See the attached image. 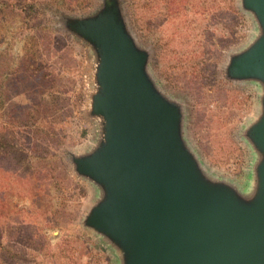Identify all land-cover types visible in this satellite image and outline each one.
I'll return each instance as SVG.
<instances>
[{
	"label": "rangeland",
	"instance_id": "374dc122",
	"mask_svg": "<svg viewBox=\"0 0 264 264\" xmlns=\"http://www.w3.org/2000/svg\"><path fill=\"white\" fill-rule=\"evenodd\" d=\"M110 1L144 53L147 81L176 109L178 138L200 175L251 196L261 155L247 132L262 113L264 85L227 66L260 34L254 14L241 0L232 1L239 11L230 0H178L175 16L166 0H143L142 24L130 0ZM46 17L36 35L19 28L17 14L0 23V136L24 152L0 155V264H123L118 246L85 223L104 191L75 167L103 137V119L91 111L99 53L67 16Z\"/></svg>",
	"mask_w": 264,
	"mask_h": 264
},
{
	"label": "water",
	"instance_id": "95a60500",
	"mask_svg": "<svg viewBox=\"0 0 264 264\" xmlns=\"http://www.w3.org/2000/svg\"><path fill=\"white\" fill-rule=\"evenodd\" d=\"M260 27L227 73L264 85V0H241ZM98 50L91 111L103 119L100 145L76 170L102 186L85 223L118 246L123 264H264V95L247 136L261 157L249 199L204 179L177 133L176 109L142 71L144 53L124 32L110 0L69 23Z\"/></svg>",
	"mask_w": 264,
	"mask_h": 264
},
{
	"label": "trees",
	"instance_id": "16d2710c",
	"mask_svg": "<svg viewBox=\"0 0 264 264\" xmlns=\"http://www.w3.org/2000/svg\"><path fill=\"white\" fill-rule=\"evenodd\" d=\"M130 1L134 5L133 10L135 14H137L141 20L144 14L143 0H130ZM230 1H231L232 9L239 11L238 8L237 9L236 7L234 8L232 4V1H234L236 6V0H230ZM34 2L35 0H0V23L3 20L4 15L17 14L18 19H20L19 28L21 30L34 33L32 35H36L35 34L36 30L39 27H42L49 22L48 18L46 17V15H48V12L53 13L54 11H56V13L57 12L61 13L67 16L66 21L72 22L79 15L80 10L89 7L90 4L93 2V0H39L37 2L38 5H34L35 4ZM177 2L178 0H166L167 5L165 7V11H166L165 13H169L172 16L178 14L179 8L177 6L178 5ZM45 10L48 12H46ZM42 38L45 40V37ZM31 44L32 47L37 46V43L33 39H31ZM45 51H46L45 49L40 47L39 49L40 53L41 52L44 53ZM162 56L164 57V53L162 54ZM41 57L44 58L43 56ZM29 59L30 61L36 60L33 59V52L30 53ZM36 61L37 62H35L34 64L35 68L40 69L42 60L39 59ZM206 70L209 71L210 69H206ZM36 71L39 72V70ZM12 152H16V154H18V157L15 158H20L21 157L20 154L24 155L22 149L13 146L10 142L8 143V141L3 136H0V155L4 153V156L5 154H7L12 157ZM249 197H243V199H249Z\"/></svg>",
	"mask_w": 264,
	"mask_h": 264
}]
</instances>
